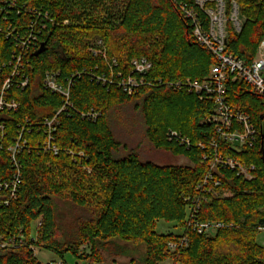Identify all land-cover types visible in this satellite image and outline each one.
<instances>
[{"label": "trees", "instance_id": "trees-1", "mask_svg": "<svg viewBox=\"0 0 264 264\" xmlns=\"http://www.w3.org/2000/svg\"><path fill=\"white\" fill-rule=\"evenodd\" d=\"M196 1L18 0L11 8L0 0L5 31L12 24L23 35L34 10L48 13L52 20H46L47 31L24 57L18 77L12 76L18 38L0 33V93L10 80L4 99L19 105L17 110H0V264H42L34 247L59 258L70 252L80 260L101 263L96 243L115 239L145 245L144 264H264V246L259 242L263 234L259 229L264 228V98L248 85L227 82L233 109L249 114L260 130L253 148L236 153L223 141L217 150L210 146L213 139L219 140L208 122L214 102L175 86L188 79H207L217 62L195 39L192 22L181 9L183 3L196 7ZM232 1L245 22L239 33L229 22L226 51L251 63L264 39V0H228V13ZM113 2L121 3L122 10L111 24L113 15L105 18L97 12L100 7L111 12ZM202 19L206 25L207 18L202 15ZM96 36L107 45L109 57L116 58L115 72L124 77L131 71V60L148 58L153 69L147 84L130 96L116 84L92 79V75H109L104 58L93 53L97 46L83 41ZM44 42L47 50L36 56ZM49 70L61 71L62 80L81 73L70 93L72 106L58 116L53 133L58 155L44 150L45 121L65 105L63 96L43 85ZM92 111L99 114L96 121L84 116ZM117 115H123L129 133L131 128L139 129L134 135L143 141L139 149L117 137ZM170 130L190 138L192 147L170 141ZM144 142L152 155L185 157L191 165L160 164L143 151ZM215 152L255 164L257 180L246 182L235 171L213 169ZM210 173L221 182V195L229 196L203 199L198 186ZM97 182L103 184L102 198L90 210L101 189ZM57 199H68L88 212L76 240L65 241L59 235ZM196 211L198 222L225 227L210 235L194 232L187 224ZM160 221L174 223L183 233H158ZM183 237L188 238V246L169 249L170 243ZM84 243L93 244L90 254L80 252Z\"/></svg>", "mask_w": 264, "mask_h": 264}, {"label": "built area", "instance_id": "built-area-1", "mask_svg": "<svg viewBox=\"0 0 264 264\" xmlns=\"http://www.w3.org/2000/svg\"><path fill=\"white\" fill-rule=\"evenodd\" d=\"M18 0H1V5H10L15 8L18 5ZM196 7H190L187 4H181V9L185 16L191 20L193 25V35L195 39L204 47L208 48L216 57V64L212 66L210 75L203 81H193L188 79L184 85L177 82V88L185 87L189 93L196 94L201 100L213 101L215 108L208 122L213 124L219 134V140L213 139L210 146L216 150L219 147L220 141L230 145L233 152L241 153L247 149L253 148L258 141L260 130L253 122L251 116L243 111H236L228 101L227 96V82H240L250 86L253 91L259 96L264 98V39L262 40L255 58L251 63L228 54L227 38L228 27L230 22L236 32H241L242 24L240 22L239 6L235 1L231 2L229 13L231 17L227 20L226 14L228 12V3L226 0H197ZM5 10L4 8L2 11ZM202 15L207 18V24L202 19ZM48 13L41 15L36 10L32 12L31 19L28 21L26 30L23 35L18 34L14 25L9 24L7 31L4 26L0 24V33H6L8 37L18 38L16 46L19 51H14L13 60L15 61L14 71L12 76L18 77L20 69L23 68L24 57L35 48L39 42L40 36L47 31L48 25L46 20L52 22ZM7 21V19H4ZM228 21V23H227ZM68 23L67 21L65 24ZM53 24V23H52ZM101 41L98 45H101ZM98 55L97 51L93 52ZM109 70V75H92L98 83L102 82L104 85L107 83L116 84L125 93L132 96L138 88L147 84V76L153 69V63L146 57L135 58L131 60V71L126 77L121 72L116 73L115 68L118 66L116 61L109 63L107 58L103 57ZM81 73L77 72L70 77L61 78V71L49 70L44 76L43 85L47 90L60 94L65 99V105L61 110L56 113V116L51 120L45 121L46 141L44 143V150L46 152L58 155L60 149L54 144L53 133L56 130L58 116L65 110L67 106H72L70 103V93L75 85L77 78ZM115 77V78H114ZM28 80L22 83V87L27 86ZM11 81L7 80L0 93V110H17L19 105L15 101H6L4 93L9 89ZM85 117L96 121L99 114L96 112H89ZM170 141L178 143L181 147L187 149L192 147L190 138L182 135L181 133L170 130L168 133ZM199 147L204 148L203 144ZM19 145L14 149L16 153ZM217 167L235 171L236 174L246 182H253L257 180V167L255 164H246L240 160H236L230 155H222L215 152L213 169ZM17 181L12 184L16 187ZM9 188V186H7ZM221 182L217 181L212 173L208 174L204 182L198 186V190L203 195V199H207L212 195L217 198L221 195L219 188ZM221 196H229L228 193H223ZM197 211L193 214L190 213L187 227L197 232L200 235H210L220 228L225 227L224 224L218 222L203 223L196 220ZM264 233V228L259 229ZM189 241L187 237H183L179 242L169 244V249L176 251L179 248L188 246ZM264 246V241H263ZM64 264V263H59Z\"/></svg>", "mask_w": 264, "mask_h": 264}, {"label": "rangeland", "instance_id": "rangeland-1", "mask_svg": "<svg viewBox=\"0 0 264 264\" xmlns=\"http://www.w3.org/2000/svg\"><path fill=\"white\" fill-rule=\"evenodd\" d=\"M228 3V0H226ZM122 4L113 2L111 5V12L107 11V8L105 11H103V7L99 8V11L97 14L99 15L102 13V17L107 18L108 16H112V19L110 20L111 24L115 22L114 19L121 10H122ZM111 14H110V13ZM231 17V13L226 14V19L228 20ZM240 22L243 25L245 20L240 16ZM81 21V19L79 20ZM228 23V21H227ZM69 23H66L65 25H68ZM229 24V23H228ZM227 24V27H228ZM84 43H89L92 47L97 46L98 53L102 57H106L109 63H112L113 61H116V58H110L108 55V48L107 45L104 43L102 38L99 36L93 37L91 39H84ZM102 42L101 45H98V42ZM99 46V47H98ZM129 117V114H128ZM123 115H117L115 124V132L117 134V137L123 140V142H126L131 147H135L139 149L140 143L143 142L139 140V137L136 138L134 135L136 133L139 134V129L136 127L131 128L132 133H129V129L124 125ZM134 130L136 132L133 134ZM132 134V135H131ZM135 139V140H133ZM145 150L146 153L150 154L152 156L151 158L155 159L160 164H170V165H191L189 160L185 157H179L174 158L168 154H161L160 156H157V154L152 155V151L150 146L145 142L143 145V151ZM140 154L143 155V151L139 150ZM150 152V153H149ZM98 183V182H97ZM101 188V189H99ZM103 184L98 183V189H99V196L96 199H92L94 201L93 207H89L90 210H94V206L97 204V200L102 198L103 193ZM56 211H57V220L59 224V235L61 238L65 241L70 240H76L78 235V229L81 228V225H85L83 220L84 218H88V212L76 207L72 202H70L68 199H57L56 200ZM83 219V220H82ZM90 228L87 227L83 230L85 234H87L88 230ZM157 232L158 233H176V234H182L183 231L181 229H178L175 227L174 223H167L165 221H160L157 224ZM35 235V233H34ZM36 236V235H35ZM264 241V233L260 236L259 242L263 243ZM98 243V242H97ZM96 243V252L100 255V258L102 259L101 263L96 262H90L88 260H80L78 257L74 256L70 252L66 253L63 258H59L54 253L48 250L40 249L37 247H34V253L37 256L38 260L42 264H144V258H145V252L146 247L143 244H131V243H124L119 240H113L112 243ZM93 244L92 243H84L80 247L81 253H87L90 254L92 252ZM80 253V254H81ZM165 264H173L172 262H166Z\"/></svg>", "mask_w": 264, "mask_h": 264}, {"label": "water", "instance_id": "water-1", "mask_svg": "<svg viewBox=\"0 0 264 264\" xmlns=\"http://www.w3.org/2000/svg\"><path fill=\"white\" fill-rule=\"evenodd\" d=\"M47 50V43L44 42L40 45L39 50L36 53V56L43 54L45 51ZM261 119L263 120L264 117H261ZM261 154H262V162L264 165V125L262 126V143H261Z\"/></svg>", "mask_w": 264, "mask_h": 264}]
</instances>
